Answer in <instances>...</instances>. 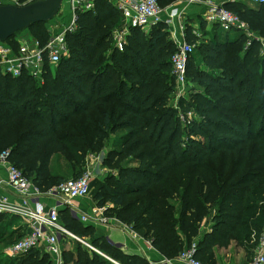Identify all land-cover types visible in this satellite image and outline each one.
<instances>
[{
  "label": "trees",
  "instance_id": "trees-1",
  "mask_svg": "<svg viewBox=\"0 0 264 264\" xmlns=\"http://www.w3.org/2000/svg\"><path fill=\"white\" fill-rule=\"evenodd\" d=\"M178 1L158 0L163 8ZM224 6L264 35V4L238 0ZM120 21L121 11L111 2L95 0L93 10L79 13L77 30L67 37L68 56L56 66L47 64L40 79L28 73L14 78L0 68V154L8 151V160L47 190L80 177L87 157L104 150L113 136L104 158L116 170L113 182H91L99 207L114 204L107 214L131 225L168 259L193 243L196 257L206 264H218L215 247L227 248L233 240L251 249L249 244L264 233L260 45L242 55L243 33L235 31L234 38L218 24L208 29L201 19L199 36L187 23L186 41L195 45L187 75L194 87L191 100L178 104L181 114L169 104L177 50L170 26L162 21L148 32L133 28L119 51L113 30ZM48 22L27 30L45 41ZM192 107L198 119L189 117ZM126 158L134 166H124ZM191 166L208 170H201L202 178L195 170L185 185V177H172ZM62 220L70 230L77 225L80 237L94 236L92 227L66 210ZM205 220L210 230H202ZM23 230L18 218L0 214V241H11ZM90 243L108 257L76 241L73 250H64L65 263L150 264L100 239ZM47 255L32 249L7 264H53Z\"/></svg>",
  "mask_w": 264,
  "mask_h": 264
},
{
  "label": "built area",
  "instance_id": "built-area-1",
  "mask_svg": "<svg viewBox=\"0 0 264 264\" xmlns=\"http://www.w3.org/2000/svg\"><path fill=\"white\" fill-rule=\"evenodd\" d=\"M121 11L120 24L113 30L114 46L123 51L131 29H151L159 22H166L172 31V38L177 50L172 56L175 92L181 95L188 80L187 64L195 51V45L186 41V24L175 23L182 16L178 5L172 4L163 11L158 0H108ZM187 4L206 6L205 20L210 25L218 24L224 31L244 32L249 26L239 15L227 9L218 0H181ZM253 4H264V0H250ZM0 3L25 4L20 0H0ZM65 8L47 23L48 38L34 37L25 30L0 42V68L3 74L20 77L23 73L42 76L47 64L56 66L69 54L67 37L78 28L79 13L95 8V0H66ZM195 34L199 35L194 31ZM9 152H3L0 163L5 167L7 179L0 178V214H9L19 219L26 233L13 243L8 251L11 255L23 256L32 249H45L52 257L53 264H66L63 256L65 241H78L91 250L106 256L96 246L85 241L72 232L62 220L65 209L72 218L86 224L92 220L91 215L81 212L74 204L78 198H85L92 193L93 174L89 168L78 178H71L60 184L41 190L28 178L23 170L12 164ZM45 198H52L54 203L48 205ZM114 247L122 245L113 244ZM197 244L181 252L178 260L184 264H205L196 257ZM107 257V256H106ZM116 263L114 260H112ZM165 259L154 264H171ZM252 264H264V233L258 239L256 254Z\"/></svg>",
  "mask_w": 264,
  "mask_h": 264
},
{
  "label": "crops",
  "instance_id": "crops-1",
  "mask_svg": "<svg viewBox=\"0 0 264 264\" xmlns=\"http://www.w3.org/2000/svg\"><path fill=\"white\" fill-rule=\"evenodd\" d=\"M219 2L225 3L226 1H238V0H218ZM253 6L254 4L250 2V0H241ZM175 4V3H174ZM179 7L182 12V16L176 18L175 23H189L194 26V31L198 32V28L200 25V20H205L206 6L201 4H187L181 0L175 4V6ZM192 20V21H191ZM206 21V20H205ZM208 29L211 28L212 25L208 24ZM147 29L145 31H149ZM231 36L235 38L234 35L230 32ZM0 170H6L3 165H1ZM1 174V173H0ZM2 175H6V171ZM45 203L48 205H52L54 203L52 198H45ZM74 204L77 208L83 212L91 215L92 220L93 217H96L98 221H92L84 224L85 226L92 227L94 232V236L86 237L89 240L100 239L102 242L110 244L111 246L115 243L117 245H122L121 250L128 255H137L146 259L150 264H154L156 262L164 261L168 259L157 247H155L152 242L146 238H144L138 231L132 228L131 225L121 221L118 217L109 215L107 212L110 207L107 206H98V202L94 198L93 195H89L85 198H78L75 200ZM65 209H63L64 211ZM107 212L104 214V211ZM96 214L97 216H94ZM103 214V215H101ZM212 227L209 221L205 220L202 223V230H207ZM24 231V230H23ZM85 238V239H86ZM67 244L68 250H73L75 248L74 241H65L64 246ZM65 249V248H64ZM41 252L45 251L44 248H40ZM66 250V249H65ZM216 250V260L218 264H252L253 255L247 253V250L244 246L238 245L236 241H232L229 247L225 248H217ZM103 252V251H102ZM104 253V252H103ZM107 256V255H106ZM108 257V256H107ZM178 258V257H177ZM169 259L172 260L171 264H184L183 261L178 259ZM116 264H119L115 261Z\"/></svg>",
  "mask_w": 264,
  "mask_h": 264
},
{
  "label": "rangeland",
  "instance_id": "rangeland-1",
  "mask_svg": "<svg viewBox=\"0 0 264 264\" xmlns=\"http://www.w3.org/2000/svg\"><path fill=\"white\" fill-rule=\"evenodd\" d=\"M65 2H66V0H65ZM176 3H178V2H175V4ZM63 8H65V7L63 6ZM162 9H163V11H165L166 8L162 7ZM198 32H200V31L198 30ZM232 33L234 35L236 34L237 36L239 35L235 31H232ZM240 33L244 34L242 43L238 47L240 49L239 52L242 55L245 52H247V51L249 52L251 50V48L254 47L257 44L260 45L259 46V54L260 55L263 54V52H264V35H261L260 33L254 31V30H251L250 28H248L246 31H244V32L242 31ZM199 36H202L201 33H200ZM40 77L41 76L38 75L39 79H40ZM193 87H194V83L191 81L190 76H189L187 82L184 85L183 93L181 95H179L178 93H174L169 99V104L172 105L174 108L178 109V111L181 114H183V112H182L181 108H179L178 104L180 103V101L182 99H187V100L190 99L191 100V98L189 96V93H190V90ZM189 117H192V118H195V119L199 118L198 114L195 112L193 107L191 108V111H189ZM112 140H114L113 136H111V138L109 139L108 143L106 144V148L104 150H102L100 153H97V154H90L87 157L86 164H85V166L82 167L83 170H81L82 173L85 170H87V168H89L91 170L92 174H93V180L96 179V178H100L101 180L105 181L106 183H110L111 184L113 182V179L111 178V176L114 174V172H116V170L111 168L108 164H104V158H106V154L112 148V143H113ZM1 155L2 154H0V158H1ZM131 160H132L131 158H126L125 161L123 162L124 166H134V164L131 163L132 162ZM1 165L2 164L0 163V167H1ZM195 170H200L199 173H200V177L202 178L204 173L201 170H208V168L207 169H200L197 166H191V167H188L186 169H181L179 171H176V172L172 173V177L177 178V179H180L181 177H185V179H186V181L184 183V185H185L186 182H188L189 175H191V176L195 175L194 174ZM212 170H219V168L218 167L212 168ZM4 171L5 170H0V173H1L0 174V178L7 179L6 175H2L4 173ZM181 189H182V187L178 186V190H181ZM90 195H93V191H92V193ZM144 197L146 198V196H144ZM172 202H174V200H172ZM104 206L110 207V209H107V210H111L112 211V209H114V204L112 202H110V201L106 202V204H104ZM107 210L104 211V214L107 212ZM6 215H9V214H6ZM101 215H103V214H101ZM94 216H97V215L94 214ZM96 219H97L96 217H93L92 221H98ZM210 224H211V222H210ZM70 227H71L72 232L75 233L76 230H77V225L70 226ZM23 233L25 234L26 231L24 230ZM23 233L21 232L20 234H16L11 239V241L10 240L9 241H5V240L4 241H0V264L10 263L11 260L13 262H15V259L20 257V256H15L14 257L13 255H11L9 253V251H8V248L13 244V242L15 240L19 239L21 237V235H23ZM78 236H80V235H78ZM81 237L85 241L90 242V240L87 239L86 237H83V236H81ZM256 244L258 245V241L256 239L252 243L249 244V246L252 247V248L251 249L250 248L246 249L248 254L253 255V256L256 254V248H257ZM66 246H67V244L64 246V248L66 250H68ZM254 247H256V248H254ZM42 253L46 254V255L49 254L46 251H42ZM104 254L106 255L107 253H104Z\"/></svg>",
  "mask_w": 264,
  "mask_h": 264
},
{
  "label": "water",
  "instance_id": "water-1",
  "mask_svg": "<svg viewBox=\"0 0 264 264\" xmlns=\"http://www.w3.org/2000/svg\"><path fill=\"white\" fill-rule=\"evenodd\" d=\"M64 4L65 0H33L21 5L0 3V42L37 23L54 20Z\"/></svg>",
  "mask_w": 264,
  "mask_h": 264
}]
</instances>
